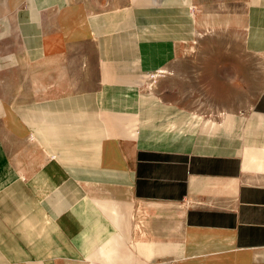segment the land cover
I'll return each instance as SVG.
<instances>
[{"label": "crops", "instance_id": "crops-1", "mask_svg": "<svg viewBox=\"0 0 264 264\" xmlns=\"http://www.w3.org/2000/svg\"><path fill=\"white\" fill-rule=\"evenodd\" d=\"M5 1L24 3L18 27L36 65L37 89L11 97L38 100L7 112L5 135L15 154L35 139L42 156L32 189L0 199L14 206L0 222V264H264V77L238 127L231 117L189 128L187 113L169 122V107L139 95L138 80L94 92L92 79L69 78L72 43L93 34L91 3L110 0ZM261 25L247 41L255 51ZM139 52L136 71L158 67ZM42 175L59 181L34 189Z\"/></svg>", "mask_w": 264, "mask_h": 264}, {"label": "rangeland", "instance_id": "rangeland-1", "mask_svg": "<svg viewBox=\"0 0 264 264\" xmlns=\"http://www.w3.org/2000/svg\"><path fill=\"white\" fill-rule=\"evenodd\" d=\"M184 1L91 3L98 13L89 19L93 34L85 41L72 43L78 46L70 50L78 66L67 68L72 76L69 78L92 79L89 82L94 92L108 87L111 90L123 84L118 82L121 78H132L139 81L134 84L139 95L154 96L159 104L169 107L166 112L174 114L167 118L169 122L179 119L181 123V111L188 114L189 128L197 120L201 125L219 127L231 117L236 118L238 127L262 90L264 51L249 48L247 41L251 32L261 29L264 0ZM23 10L24 3L0 2V176L4 178H0V199L6 190L32 189L30 174L42 156L35 139L15 154L18 144L5 135L6 111L38 101L11 97L37 89L36 81H31L36 65L26 58L25 39L18 27V13ZM88 43L90 46H79ZM136 46L140 48L142 64L156 60L158 67L141 65L136 71V62L134 67L132 64L136 61ZM148 47L155 48L157 54ZM67 55L66 64L71 54ZM103 77L107 81L102 82ZM20 153L24 154L22 161ZM47 178L42 175L38 183L34 180V189L59 181L58 176ZM7 204L5 208L0 200L1 223H7L5 218L14 211L12 203ZM147 214L148 211L138 212L139 219L144 221Z\"/></svg>", "mask_w": 264, "mask_h": 264}, {"label": "bare ground", "instance_id": "bare-ground-1", "mask_svg": "<svg viewBox=\"0 0 264 264\" xmlns=\"http://www.w3.org/2000/svg\"><path fill=\"white\" fill-rule=\"evenodd\" d=\"M57 67H58V66H57ZM35 81H36V80H35ZM31 83H32V82H31ZM7 112H8V111H6V115H5V116H7Z\"/></svg>", "mask_w": 264, "mask_h": 264}]
</instances>
